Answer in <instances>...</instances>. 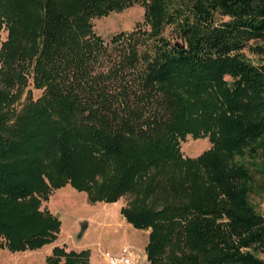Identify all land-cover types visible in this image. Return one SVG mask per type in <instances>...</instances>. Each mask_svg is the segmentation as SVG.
<instances>
[{"label":"trees","instance_id":"16d2710c","mask_svg":"<svg viewBox=\"0 0 264 264\" xmlns=\"http://www.w3.org/2000/svg\"><path fill=\"white\" fill-rule=\"evenodd\" d=\"M135 4L143 25L97 32ZM67 184L129 194L150 264H264V0H0V248L53 242Z\"/></svg>","mask_w":264,"mask_h":264},{"label":"rangeland","instance_id":"374dc122","mask_svg":"<svg viewBox=\"0 0 264 264\" xmlns=\"http://www.w3.org/2000/svg\"><path fill=\"white\" fill-rule=\"evenodd\" d=\"M144 14L145 7L140 4H135L122 11H112L97 20L96 30L103 36H111L121 30L130 31L135 25L144 24ZM40 94V89H33L35 98ZM25 97L26 92L21 100H24ZM210 146L211 142L208 137L194 138L192 135H188L185 140L181 141L182 151L188 156H197ZM129 198V194L122 196L117 200L119 201L118 205L106 201L91 202L85 191H80L71 184L54 189L49 200L42 202L41 208L48 209L62 220L61 230L57 238L53 242L33 250L11 251L7 247L0 248V264H35L36 262V264H48L46 258L52 253L55 245L65 246L67 250H82L80 245L87 243L101 247V250L98 248L95 250L101 264H108L103 255L105 250L117 252L126 243L134 245L136 249H140L147 256L146 245L150 229L135 228L127 222L121 213V209L118 211V207L121 206L120 208H122L126 205ZM118 215L121 226H118ZM84 220L88 221V226L83 235L78 237L81 222ZM127 227L130 228V231L138 230V233L132 235L128 240L125 239ZM130 234L128 232V235ZM62 241L64 243H60ZM87 249L91 255L90 249ZM144 262L150 264L148 259H145Z\"/></svg>","mask_w":264,"mask_h":264},{"label":"built area","instance_id":"2783aa9c","mask_svg":"<svg viewBox=\"0 0 264 264\" xmlns=\"http://www.w3.org/2000/svg\"><path fill=\"white\" fill-rule=\"evenodd\" d=\"M103 255L108 264H145V259H148L144 252L127 243L119 251L111 252L105 250Z\"/></svg>","mask_w":264,"mask_h":264},{"label":"crops","instance_id":"0c3cea01","mask_svg":"<svg viewBox=\"0 0 264 264\" xmlns=\"http://www.w3.org/2000/svg\"><path fill=\"white\" fill-rule=\"evenodd\" d=\"M60 188H63V186L62 187H60ZM121 206H119L118 208V211L121 209L120 208ZM121 215V214H120ZM117 221H118V223L120 222V218H119V215H118V217H117ZM122 224L121 223H119L118 224V226H121ZM130 228H126V230H125V239L126 240H128L130 237H132V235H135V234H137L138 232V230H134V231H130L129 230ZM128 232H130L131 234L130 235H128ZM60 243H64V241H62V242H60ZM96 245L95 244H89V243H87V244H85V245H80V249H87V248H89L90 249V251H91V255H90V260H91V262H92V264H101L100 263V261L98 260V258H97V253L95 252V250H97V248H98V250L100 249L101 250V247L99 248V246L97 247H95ZM94 249V250H93Z\"/></svg>","mask_w":264,"mask_h":264},{"label":"water","instance_id":"95a60500","mask_svg":"<svg viewBox=\"0 0 264 264\" xmlns=\"http://www.w3.org/2000/svg\"><path fill=\"white\" fill-rule=\"evenodd\" d=\"M87 226H88V221L84 220V221L81 222V230H80V232L78 234V237H81L83 235V233L86 230Z\"/></svg>","mask_w":264,"mask_h":264},{"label":"bare ground","instance_id":"6f19581e","mask_svg":"<svg viewBox=\"0 0 264 264\" xmlns=\"http://www.w3.org/2000/svg\"><path fill=\"white\" fill-rule=\"evenodd\" d=\"M114 204H117L118 205V203H119V201H116V202H113ZM32 262H33V260H31ZM39 262V261H38ZM37 263V262H36ZM35 263V264H36Z\"/></svg>","mask_w":264,"mask_h":264}]
</instances>
